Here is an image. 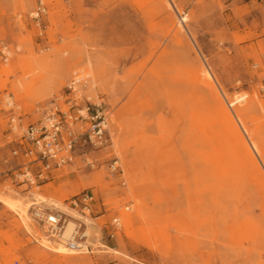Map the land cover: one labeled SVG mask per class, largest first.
Returning <instances> with one entry per match:
<instances>
[{
  "label": "rangeland",
  "instance_id": "1",
  "mask_svg": "<svg viewBox=\"0 0 264 264\" xmlns=\"http://www.w3.org/2000/svg\"><path fill=\"white\" fill-rule=\"evenodd\" d=\"M45 1L35 18L38 0H0V103L68 109L78 72L110 140L21 183L0 111V264H264V0ZM39 208L85 221L86 247L60 251Z\"/></svg>",
  "mask_w": 264,
  "mask_h": 264
},
{
  "label": "built area",
  "instance_id": "2",
  "mask_svg": "<svg viewBox=\"0 0 264 264\" xmlns=\"http://www.w3.org/2000/svg\"><path fill=\"white\" fill-rule=\"evenodd\" d=\"M47 12L45 0H38V6L34 11V17L39 18ZM4 52L7 53L6 47ZM85 77L76 72L68 85V98L70 106L63 109L55 103V109L47 112L43 117L25 122L24 117L17 112V107L10 94L4 95L0 103V111L8 113L10 130L18 135V146L14 147V156H23L24 162L16 169L15 178L18 182L36 185L52 173L62 169L73 160L77 145L82 139L95 146H105L110 140L109 118L100 103H94V108L88 101L83 107H78L77 94L80 89L86 87ZM112 169L119 167L118 160L112 164ZM94 194L84 191L74 195L70 199V206L80 207L85 215L91 213ZM37 214V213H36ZM40 220L47 226L51 236L60 238L64 227V213L62 211L45 212L40 210L37 214ZM85 221L77 223L66 245L74 251H81L86 246V232L83 229ZM120 218H113V225L119 227ZM88 248V246H87ZM16 264H19L17 261Z\"/></svg>",
  "mask_w": 264,
  "mask_h": 264
},
{
  "label": "bare ground",
  "instance_id": "3",
  "mask_svg": "<svg viewBox=\"0 0 264 264\" xmlns=\"http://www.w3.org/2000/svg\"><path fill=\"white\" fill-rule=\"evenodd\" d=\"M243 99H245V97H243ZM243 99H241V98H239V100L238 101H240V100H243ZM237 100H235V102H238ZM8 203H9V205L11 206V207H13V208H15V207H17L18 205L15 203V202H13V201H11V200H8L7 201ZM34 203H36V202H34ZM34 203H32V204H34ZM31 204V205H32ZM29 204L27 205L26 204V206H21V211H22V213H23V215H28L27 214V210L29 211ZM40 210H43L42 208H39V209H37V211H36V213L38 214V213H40ZM27 218V217H26ZM30 218V217H29ZM75 226H76V223L73 221V220H67V219H65V221H64V227H63V229H62V232H61V234H60V241L61 242H63V243H60L61 245H60V251H62V252H64V253H75L76 251H74V250H71V249H69L65 244H64V241H66L70 236H71V234H72V232H73V230H74V228H75ZM86 234H88V232L86 231ZM48 237V236H47ZM57 241H59V240H57ZM65 246L67 247V248H65ZM66 249H69V250H66Z\"/></svg>",
  "mask_w": 264,
  "mask_h": 264
},
{
  "label": "crops",
  "instance_id": "4",
  "mask_svg": "<svg viewBox=\"0 0 264 264\" xmlns=\"http://www.w3.org/2000/svg\"><path fill=\"white\" fill-rule=\"evenodd\" d=\"M2 206H1V204H0V208H1Z\"/></svg>",
  "mask_w": 264,
  "mask_h": 264
}]
</instances>
